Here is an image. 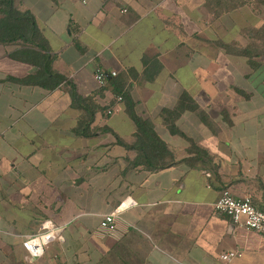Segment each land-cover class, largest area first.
I'll return each mask as SVG.
<instances>
[{
	"label": "crops",
	"instance_id": "crops-1",
	"mask_svg": "<svg viewBox=\"0 0 264 264\" xmlns=\"http://www.w3.org/2000/svg\"><path fill=\"white\" fill-rule=\"evenodd\" d=\"M14 6L34 17L46 48L39 52L61 82L15 81L38 68L11 58L20 46L0 44V264H264V235L214 209L224 189L264 209V101L224 109L215 101L224 87L247 90L251 68L236 52L264 27V3ZM230 43L235 48L226 50ZM97 69L116 76L99 86ZM117 90L127 91L175 165L151 171L136 160V126ZM183 94L196 110L188 102L178 108ZM129 200L113 231L100 228ZM45 225L58 237L31 259L23 241ZM229 251L240 256L225 262L220 256Z\"/></svg>",
	"mask_w": 264,
	"mask_h": 264
},
{
	"label": "trees",
	"instance_id": "trees-1",
	"mask_svg": "<svg viewBox=\"0 0 264 264\" xmlns=\"http://www.w3.org/2000/svg\"><path fill=\"white\" fill-rule=\"evenodd\" d=\"M254 40L256 41V38ZM258 40L260 39H257V41ZM252 42L253 41H251V43ZM0 44L5 46H20V48L10 54L11 58L15 60H25L31 63L34 67L38 68L37 73H35L28 80L22 81L16 79L15 81L24 84L27 83L46 86V84H41V81H47L46 79L48 78L53 81L52 87L57 86L61 82V79L57 77V75L53 74L51 70V59L49 56L39 52L42 50L46 51V48L40 41V33L34 17L28 11L17 10L14 6V0H0ZM231 45L232 43L229 45L223 44L226 50H228ZM247 48L249 47L240 48L241 50L239 49L240 51H237L236 53L246 56L248 65L251 68H254V64L251 60V54L248 50H245ZM108 75L111 79L116 76H111V74ZM108 78L109 77L107 76L106 82L108 81ZM115 94L122 96L121 98L124 100L123 102L127 112L136 126L134 144L138 150L136 160L141 161L143 164L148 166L151 171L175 165L178 161L173 159V156L168 151L165 143L160 137H158L147 122L137 116L135 112V102L131 100L127 91L123 92L121 90H117L115 91ZM245 97H247L246 94ZM79 99L80 98L78 96L74 95L73 103H80ZM189 101H191V99H189L186 94H183L179 100L178 108L180 109L182 103L185 105V103L188 102V107H190L191 110H196V108L192 106ZM175 111H177V109ZM198 114L205 120L207 126H210L211 122L208 117L202 111H199Z\"/></svg>",
	"mask_w": 264,
	"mask_h": 264
},
{
	"label": "built area",
	"instance_id": "built-area-1",
	"mask_svg": "<svg viewBox=\"0 0 264 264\" xmlns=\"http://www.w3.org/2000/svg\"><path fill=\"white\" fill-rule=\"evenodd\" d=\"M83 4L86 0H75ZM125 10H123L124 12ZM111 76H115L116 73H110ZM108 76L101 69H97L94 73V79L99 86L106 83V77ZM121 100V98H118ZM110 113V112H108ZM132 204V200L127 203H122L115 210L104 215L100 221V228L107 231H113L115 229V219L117 215L125 208ZM216 212L225 215L230 218L231 222L247 231H253L264 235V209H258L251 200L250 197L237 198L233 196L227 189L222 190L220 197L214 204ZM45 225V230L38 234L32 235L23 241V247L29 258H39L44 254L45 247L53 240L57 239L58 235L55 230ZM240 253L237 251H229L221 254L220 258L225 262H230L232 259L239 257Z\"/></svg>",
	"mask_w": 264,
	"mask_h": 264
},
{
	"label": "rangeland",
	"instance_id": "rangeland-1",
	"mask_svg": "<svg viewBox=\"0 0 264 264\" xmlns=\"http://www.w3.org/2000/svg\"><path fill=\"white\" fill-rule=\"evenodd\" d=\"M253 3L255 5V9H257L256 7L259 4H263L264 0H253ZM250 37H253V39L256 38V41L252 40V43H247V47L249 48L245 49L246 51L248 50L251 54V60L254 64V68H251L249 66L251 68V72L247 75V77L244 78V81L246 80L245 83H247V90L242 91L239 89H233V87H224L221 92V100H215L223 101L222 109H224L225 107H233V105L231 106L230 104L234 103L235 101H247L249 98L250 99L248 101H264V27L262 26L261 28L253 29V34ZM257 39L260 40L257 41ZM234 48L235 47L232 44L231 49ZM252 70H254V72ZM236 85L239 84L236 83ZM245 94L247 95V97H245ZM226 101H228V104L225 106ZM222 112L223 115H227L226 112ZM227 112L228 114H230V111Z\"/></svg>",
	"mask_w": 264,
	"mask_h": 264
}]
</instances>
